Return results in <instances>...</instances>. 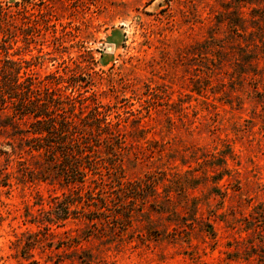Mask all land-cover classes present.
<instances>
[{
    "label": "rangeland",
    "instance_id": "obj_1",
    "mask_svg": "<svg viewBox=\"0 0 264 264\" xmlns=\"http://www.w3.org/2000/svg\"><path fill=\"white\" fill-rule=\"evenodd\" d=\"M7 55L58 93L90 82L123 142L103 135L81 190L106 216L61 220L52 197L78 185L0 117V264H264V0H0Z\"/></svg>",
    "mask_w": 264,
    "mask_h": 264
},
{
    "label": "trees",
    "instance_id": "obj_2",
    "mask_svg": "<svg viewBox=\"0 0 264 264\" xmlns=\"http://www.w3.org/2000/svg\"><path fill=\"white\" fill-rule=\"evenodd\" d=\"M30 65L28 62L23 65L21 60L8 55L6 58L0 56V117H11L26 125L20 129V133L23 134L29 153L44 159L45 178L53 175L66 185H78V188L64 193L61 199L60 196H53L55 207L48 213H56V218L61 220L75 214L77 218L88 219L96 225V220L106 216L102 209L107 206L106 199L101 190L97 193L89 190L86 194L81 190L88 181L96 182L99 186L102 184V180L98 181L89 175L101 174L103 158L98 155V150L101 142L105 141L104 134H109L113 141L109 144L112 153L115 154V146H121L120 120L113 122L108 119V113L101 110V102L89 107L86 102L90 97L84 96L83 88L90 82L78 85L77 80H74L67 86L71 88V93H58L49 83L39 79L30 70ZM77 106L78 113L75 112ZM3 152L9 154L6 150ZM21 166L27 172H33L23 160ZM157 182L158 178L148 175L133 183L140 194L155 187ZM76 202L93 205L96 209L90 212L74 209L72 206ZM79 211L81 215H76ZM46 220L53 222L52 217ZM45 229L48 233L50 226L45 225ZM31 263L39 264V261L33 260Z\"/></svg>",
    "mask_w": 264,
    "mask_h": 264
}]
</instances>
